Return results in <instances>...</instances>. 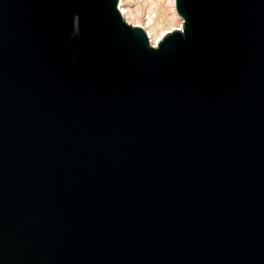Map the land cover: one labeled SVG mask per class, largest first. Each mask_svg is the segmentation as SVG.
I'll return each mask as SVG.
<instances>
[{
  "label": "water",
  "instance_id": "obj_1",
  "mask_svg": "<svg viewBox=\"0 0 264 264\" xmlns=\"http://www.w3.org/2000/svg\"><path fill=\"white\" fill-rule=\"evenodd\" d=\"M0 0V264H264V0Z\"/></svg>",
  "mask_w": 264,
  "mask_h": 264
},
{
  "label": "rangeland",
  "instance_id": "obj_2",
  "mask_svg": "<svg viewBox=\"0 0 264 264\" xmlns=\"http://www.w3.org/2000/svg\"><path fill=\"white\" fill-rule=\"evenodd\" d=\"M122 8L127 11L124 21L130 26L140 27L145 34L150 28L157 32L165 28L173 30L181 25L170 0H123Z\"/></svg>",
  "mask_w": 264,
  "mask_h": 264
},
{
  "label": "bare ground",
  "instance_id": "obj_3",
  "mask_svg": "<svg viewBox=\"0 0 264 264\" xmlns=\"http://www.w3.org/2000/svg\"><path fill=\"white\" fill-rule=\"evenodd\" d=\"M173 7H174V11H175V14L176 16L180 19V22H181V25H177L176 28H174L173 30L169 29V28H165V29H162L161 31H157L155 32L153 29L150 28V30L148 29V31L146 32V36L148 38V41H149V44L151 47L153 48H156L157 45L159 44V42L162 41V39L167 35V34H171L173 33L174 31H182V19L178 16L176 10H175V0H170ZM123 6V0H118V10H119V13L122 17V20L124 21L126 18V15H127V11L122 8ZM125 22V21H124ZM126 23V22H125ZM127 24V23H126ZM128 25V24H127ZM130 26V25H129ZM133 27V26H131ZM136 28V27H135ZM140 28V27H138ZM167 29V30H166ZM143 30V29H142Z\"/></svg>",
  "mask_w": 264,
  "mask_h": 264
}]
</instances>
